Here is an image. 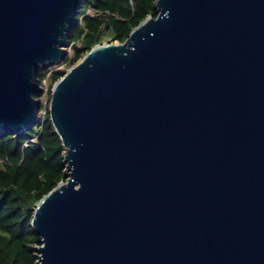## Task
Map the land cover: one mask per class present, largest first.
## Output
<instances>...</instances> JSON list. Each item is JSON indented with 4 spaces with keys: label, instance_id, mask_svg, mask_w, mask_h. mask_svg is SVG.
Instances as JSON below:
<instances>
[{
    "label": "water",
    "instance_id": "1",
    "mask_svg": "<svg viewBox=\"0 0 264 264\" xmlns=\"http://www.w3.org/2000/svg\"><path fill=\"white\" fill-rule=\"evenodd\" d=\"M81 0H0V130L39 118ZM51 88L66 173L34 264H264V0H155Z\"/></svg>",
    "mask_w": 264,
    "mask_h": 264
},
{
    "label": "trees",
    "instance_id": "2",
    "mask_svg": "<svg viewBox=\"0 0 264 264\" xmlns=\"http://www.w3.org/2000/svg\"><path fill=\"white\" fill-rule=\"evenodd\" d=\"M148 14L157 15L155 0H81L67 27L72 50L62 62L71 66L95 44L124 41ZM57 65L36 72L47 80L46 111L21 131L0 130V264H34L41 244L31 225L34 207L66 173L65 147L48 110L51 88L66 71Z\"/></svg>",
    "mask_w": 264,
    "mask_h": 264
},
{
    "label": "rangeland",
    "instance_id": "3",
    "mask_svg": "<svg viewBox=\"0 0 264 264\" xmlns=\"http://www.w3.org/2000/svg\"><path fill=\"white\" fill-rule=\"evenodd\" d=\"M106 42H117V40L106 41ZM66 49H67V50H66ZM71 50H72L71 46H68V44H66V45H65V51H71ZM59 67H66V69H67L69 66H67L64 62L61 61L60 63H58V65H57L56 68H59ZM54 69H55V68H54ZM42 86H43V90H42V92L40 93L39 98L41 99L42 102H44V101H45V93H47L46 90L48 89L47 80H45V81L42 83ZM39 98H38V99H39ZM41 111H42V110H41Z\"/></svg>",
    "mask_w": 264,
    "mask_h": 264
},
{
    "label": "built area",
    "instance_id": "4",
    "mask_svg": "<svg viewBox=\"0 0 264 264\" xmlns=\"http://www.w3.org/2000/svg\"><path fill=\"white\" fill-rule=\"evenodd\" d=\"M46 92H47V90H46ZM39 100H40V108H39V117H40V114L41 113H44L45 111H46V103H47V101H48V96H47V93H45V101L44 102H42L41 101V99L39 98ZM42 110V111H41Z\"/></svg>",
    "mask_w": 264,
    "mask_h": 264
}]
</instances>
